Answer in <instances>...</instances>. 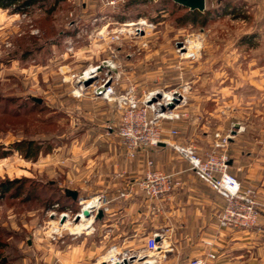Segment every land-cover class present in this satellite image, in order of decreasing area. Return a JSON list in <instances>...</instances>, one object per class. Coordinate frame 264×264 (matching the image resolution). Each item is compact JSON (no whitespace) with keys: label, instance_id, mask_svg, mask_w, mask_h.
Wrapping results in <instances>:
<instances>
[{"label":"rangeland","instance_id":"rangeland-1","mask_svg":"<svg viewBox=\"0 0 264 264\" xmlns=\"http://www.w3.org/2000/svg\"><path fill=\"white\" fill-rule=\"evenodd\" d=\"M205 1L206 17L197 22L183 20L186 9L172 0H39L21 10L0 7V142L32 138L41 145L34 160L17 150L11 151L16 158L5 163V156L0 157V176L49 183L39 175L44 170L38 172L35 160L53 154L61 171L62 156L85 144L78 137L117 135L120 109L115 101L93 94L96 78L87 84L77 80L90 65L104 61L114 67L100 66L99 78L110 71L117 91L133 86L140 99L171 89L185 94L180 108L186 115L174 122L163 119V138L171 127L178 130L176 140L196 127V139L209 134L213 140L216 132L230 133L232 122H239L243 133L264 137V0ZM131 21L135 24L126 25ZM36 99L39 104L33 105ZM188 140L200 150L210 147ZM97 149L104 152L103 146ZM39 193L29 202L0 201L2 255L21 252L26 264H59L66 260L64 248L72 245L75 260L110 263L111 243H104L97 256L80 252L79 241L94 246L96 233L94 219L87 224L73 220L81 208L78 197L47 207L50 189L45 185ZM68 208L69 217L60 222L59 212ZM78 224L82 227L75 228ZM136 247L121 251L139 252L153 259L150 264H189L195 257ZM133 258H126L127 264H135Z\"/></svg>","mask_w":264,"mask_h":264},{"label":"crops","instance_id":"crops-1","mask_svg":"<svg viewBox=\"0 0 264 264\" xmlns=\"http://www.w3.org/2000/svg\"><path fill=\"white\" fill-rule=\"evenodd\" d=\"M233 123H230V129H233ZM187 131L190 134L182 141L194 139L201 145H211L209 134H201L198 140L196 127H190ZM78 138L85 144L78 148L74 146L69 149L68 155L62 156L61 171L60 168L56 170L59 166L54 165L53 154L49 153L35 160L34 165L38 172L44 170L39 174L42 179L53 183L58 181L65 192L67 189L76 192L75 196L68 193L69 202H73L76 197L83 199L94 192L104 193L109 200L107 210H102V214L93 220L96 240L91 243L94 246H84L85 240L81 239V254L85 251L97 256L106 242L117 245L119 250L144 246L145 238L159 231L162 238L160 252L164 254L185 252L200 256L212 249L215 257L207 260V264H264V235L261 229L264 224L263 135H249L235 129L223 149L228 152V171L243 185L253 186L257 193L261 212L259 224L248 229H227L217 225L215 214L222 208L224 198L190 170L187 161L172 153L163 142L130 159L117 135L86 133ZM98 146H103L104 152L96 153ZM16 156L17 152H11L4 157L3 162ZM147 159L152 160L153 167L172 173L174 181H177L171 191L159 200L161 209L157 212L152 208L154 202L137 191L136 181L144 172ZM42 162H45L46 167ZM60 172L62 181L59 180ZM130 187L131 191L128 190ZM121 191L124 195H120ZM74 253V246L68 245L63 253L66 260L59 264H97L81 260V257L75 260Z\"/></svg>","mask_w":264,"mask_h":264},{"label":"built area","instance_id":"built-area-1","mask_svg":"<svg viewBox=\"0 0 264 264\" xmlns=\"http://www.w3.org/2000/svg\"><path fill=\"white\" fill-rule=\"evenodd\" d=\"M107 62L105 61L106 65L103 66H107ZM108 67L113 68L114 66ZM96 68L89 75L90 79L96 78L95 82L91 84L93 94L96 97L115 101L120 109L117 135L128 158L132 159L137 154L143 153L150 147L163 142L178 156L187 161L190 170L224 198L222 208L215 214L216 223L219 227L248 229L258 226L261 212L257 193L253 186L243 185L235 175L228 171V157L222 150L227 145L230 136L233 135L232 129L230 133L224 135L216 132L209 149L205 151L198 149L191 142L176 140L175 137L178 134V130L175 127H171L166 138H163L161 121L168 119L174 122L186 115L184 110L180 108L186 103L185 94L181 90L171 89L162 93L154 91L145 98L140 99L135 94L133 86L117 91L111 72L106 70L103 76L99 78L101 67L98 65ZM81 75L77 79L79 82ZM153 97L154 99L152 100L151 98ZM168 103H172V107H168ZM239 129H241L240 125L237 130ZM176 182L172 173L153 167L152 160L147 159L146 168L142 176L137 179L136 185L137 191L141 195L154 202L152 208L154 212H157L161 209L159 200L163 199L171 191ZM131 189V187L128 188L130 191ZM120 195H124V192L121 191ZM91 198L97 201V204L91 207V212H94L91 216L94 219L98 209L107 210L109 200L104 193H98ZM81 201L82 199H79L80 210H82ZM57 206V202L52 205V207ZM79 211H76L73 217L74 215L79 216ZM69 214L70 209L68 208L59 212L58 218L60 219L61 216H64V219L68 218ZM261 229L264 235V224ZM156 237H159V240H156ZM161 239V232L155 231L151 233L145 238L144 249L160 251ZM108 251L114 252V258L108 264H114L123 258H133V256L135 264H150L146 262L147 258L139 254V252L136 255H132L127 250L121 251L117 249L114 244L109 246ZM120 254L121 257L119 258L118 255ZM213 257H215V252L209 249L204 255L190 259L189 264H207V260ZM114 260L115 262H113Z\"/></svg>","mask_w":264,"mask_h":264},{"label":"trees","instance_id":"trees-1","mask_svg":"<svg viewBox=\"0 0 264 264\" xmlns=\"http://www.w3.org/2000/svg\"><path fill=\"white\" fill-rule=\"evenodd\" d=\"M38 1L39 0H0V7H11L13 10H21ZM183 8L186 9V12L182 16L183 20L197 22L198 20L204 19L206 17V10L200 11L197 9H188L186 7ZM32 104L38 105L39 102L37 100H33ZM1 124L2 123H0V130L3 128ZM12 150H17L24 157L31 158L34 160L37 157L39 151L41 150V145L39 141H36L32 138L16 139L7 145L0 142V157L8 155ZM45 185L48 189H50V193L45 199V205L47 207L50 206L52 203L58 202L60 199H69V194L66 193L65 190L59 188L56 183L36 182L35 184L34 180L25 176L13 178L0 176V201L7 197L13 200L29 202L34 199V196L38 197L40 195L39 192ZM2 244L3 243L0 242V248L2 247ZM21 259V252L19 253V255L9 258L7 256L2 255V253L0 252V264H17L22 262Z\"/></svg>","mask_w":264,"mask_h":264},{"label":"water","instance_id":"water-1","mask_svg":"<svg viewBox=\"0 0 264 264\" xmlns=\"http://www.w3.org/2000/svg\"><path fill=\"white\" fill-rule=\"evenodd\" d=\"M173 2L183 6V7H186L188 9H197V10H204L206 8V1L205 0H172ZM178 45L180 44L177 43ZM103 65H106L105 61L102 63V65H99L100 66H103ZM90 78L88 79H85L83 81H80L81 83L83 84H87L90 82ZM38 100V99H36ZM168 107H172V103H168L167 104ZM239 127V123L235 122L233 123V129H232V134L235 133V129H237ZM159 144H163L162 142H160ZM67 193H70L72 194L73 196H75L76 192L75 191H71V190H66ZM82 213L85 215V216H89L91 214L90 211H88L87 209H82L81 210ZM102 214V209H98L96 214L94 215V219L97 218L98 216H100ZM64 220V216H61L59 221L62 222ZM73 220L74 221H78L79 220V216L78 215H74L73 217ZM156 240H159V237H156ZM132 259V257H129V260ZM114 264H127V259L126 258H123L121 261H116Z\"/></svg>","mask_w":264,"mask_h":264},{"label":"bare ground","instance_id":"bare-ground-1","mask_svg":"<svg viewBox=\"0 0 264 264\" xmlns=\"http://www.w3.org/2000/svg\"><path fill=\"white\" fill-rule=\"evenodd\" d=\"M137 23H139V24H147L146 22H144L143 20H140L139 22H137ZM133 24H135V22H127L126 23V25H133ZM142 27V26H141ZM187 53V52H186ZM107 66H114L113 65V63L112 62H110V61H108L107 62ZM97 66H94V65H90L85 71H84V73H83V75H81V78H80V81H83V80H85V79H88L90 76V73L91 72H93L95 69H97L96 68ZM80 87V86H79ZM82 203H83V205H82V209H87V210H89L92 206H94V205H96L97 204V201H95L93 198H91V199H84V200H82L81 201ZM92 209V208H91ZM91 212V211H90ZM79 218L80 219H82V221H84V223H88V222H90L91 221V219H92V217L90 218V216H85L83 213H82V211L80 210L79 211ZM67 222L68 221H65V222H63L62 224H67ZM83 223V224H84ZM81 225V224H80ZM78 226H79V224L77 225V227H75V226H73L72 228H78ZM82 226H79V228H81ZM86 228H88V226L86 227ZM112 253V255L110 256V258L109 259H113L114 258V252L112 251L111 252ZM113 262H115V260L113 261ZM146 262L147 263H152L153 262V259L152 258H147L146 259Z\"/></svg>","mask_w":264,"mask_h":264}]
</instances>
